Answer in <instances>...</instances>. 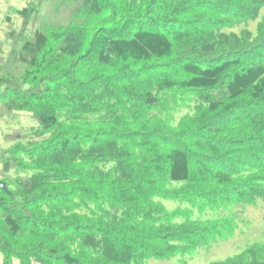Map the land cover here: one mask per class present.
I'll return each mask as SVG.
<instances>
[{
	"label": "trees",
	"instance_id": "obj_1",
	"mask_svg": "<svg viewBox=\"0 0 264 264\" xmlns=\"http://www.w3.org/2000/svg\"><path fill=\"white\" fill-rule=\"evenodd\" d=\"M53 1L6 17L0 105L37 124L0 146V264H149L231 235L192 215L264 198V0H74L59 34ZM210 264H264V243Z\"/></svg>",
	"mask_w": 264,
	"mask_h": 264
},
{
	"label": "rangeland",
	"instance_id": "obj_2",
	"mask_svg": "<svg viewBox=\"0 0 264 264\" xmlns=\"http://www.w3.org/2000/svg\"><path fill=\"white\" fill-rule=\"evenodd\" d=\"M27 0H0V48L9 50V43L5 42L4 37L8 34V28L12 24V20H7V15L12 16L14 8L22 7ZM53 1V0H52ZM51 2V1H50ZM61 0L58 3V10L54 9V6L49 3L47 9V15H45L44 22L48 25L44 27L49 29V32L59 34L66 30L69 22L74 23L81 22L83 15H78L74 8L75 1L73 0ZM94 6L98 9L104 8V5L110 3L117 11V0H92ZM114 4V5H113ZM264 13V8L261 10L260 15ZM101 11L95 15L98 16ZM13 17H15L13 15ZM59 22V25L56 23ZM256 20H250L246 24L235 25L227 31L238 32L241 28L246 26L252 27L256 24ZM21 23V22H20ZM19 21H14L15 28L21 27ZM62 25L64 28H62ZM67 31V30H66ZM13 68L17 69L16 65ZM20 72V71H19ZM0 146L5 147L6 139L8 136H14L17 133H26L27 129L36 126V121L32 117V114L28 111H8L4 112V107L0 105ZM1 149V147H0ZM165 205L169 208H174L177 205H181L178 201L163 200ZM219 216H234L236 228L231 235L225 239L218 240L214 243L198 247L196 251L191 254H181L171 257L169 259H150L149 264H210L215 261H220L228 257L234 256L240 253L245 248L254 245L256 243H264V198H258L255 205H231L229 207L220 208L216 210L206 209L202 212L194 211L192 217L201 218H214ZM1 261V256H0ZM13 264H18L17 260Z\"/></svg>",
	"mask_w": 264,
	"mask_h": 264
},
{
	"label": "water",
	"instance_id": "obj_3",
	"mask_svg": "<svg viewBox=\"0 0 264 264\" xmlns=\"http://www.w3.org/2000/svg\"><path fill=\"white\" fill-rule=\"evenodd\" d=\"M0 189L8 192V189H7L5 182H3L2 180H0Z\"/></svg>",
	"mask_w": 264,
	"mask_h": 264
},
{
	"label": "crops",
	"instance_id": "obj_4",
	"mask_svg": "<svg viewBox=\"0 0 264 264\" xmlns=\"http://www.w3.org/2000/svg\"><path fill=\"white\" fill-rule=\"evenodd\" d=\"M1 262V261H0Z\"/></svg>",
	"mask_w": 264,
	"mask_h": 264
}]
</instances>
